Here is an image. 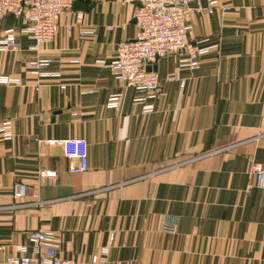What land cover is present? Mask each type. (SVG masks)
<instances>
[{
    "label": "crops",
    "instance_id": "obj_1",
    "mask_svg": "<svg viewBox=\"0 0 264 264\" xmlns=\"http://www.w3.org/2000/svg\"><path fill=\"white\" fill-rule=\"evenodd\" d=\"M121 2L77 0L50 45L33 51L22 38L17 51L0 52V76L24 82L0 84V125L12 121L15 134L0 137V264L36 230L54 232L59 256L76 264L105 249L109 264H263L264 190L249 168L264 163V0L192 18L190 39L217 49L196 71L179 66L180 54L150 67L168 96L149 115L110 69L119 43L137 33V5ZM76 12L94 38L80 36ZM14 27L0 22V38ZM37 59L54 60L61 79L25 75ZM119 92L120 109H107ZM68 139L89 144L84 174L69 172L55 143ZM41 171L56 176L40 182ZM16 184L27 187L23 200Z\"/></svg>",
    "mask_w": 264,
    "mask_h": 264
},
{
    "label": "built area",
    "instance_id": "obj_2",
    "mask_svg": "<svg viewBox=\"0 0 264 264\" xmlns=\"http://www.w3.org/2000/svg\"><path fill=\"white\" fill-rule=\"evenodd\" d=\"M77 0H0V22L9 16L20 21L21 28H11L0 38V52L17 51L22 38L31 42L30 50L39 51L50 45L60 31L62 17L74 11ZM122 5L136 4L133 17L137 26L135 39L123 41L117 47V53L110 64L113 77L126 89L134 90L138 95L134 103L141 105L143 115L155 111L154 101L166 98L159 75L149 70L158 61L171 55L180 54L179 66L190 71L200 67L201 59L217 45L208 44L209 40H191L190 20L194 17L226 14L231 9V0H122ZM84 14L75 13V26L80 28L82 38H94V30L83 28ZM73 26L68 28L72 32ZM55 63L52 59H37L28 63L25 75L36 76L40 80H59L60 71L50 70ZM72 61L71 64H79ZM168 82H179L185 86V80L172 75ZM0 84L4 86H23L20 77L0 76ZM66 88V85H62ZM92 93V92H88ZM124 94H112L106 108L119 110ZM13 122L0 125V137L4 142L13 140ZM63 147L64 156L69 162V172L74 175L84 174L89 170V144L85 139H68L55 142ZM219 151L212 152L211 155ZM258 188L264 190V163L253 162L249 168ZM56 173L41 171L39 180L54 177ZM27 195L24 184H16L13 188L15 200H23ZM176 224L167 222L165 232L176 231ZM30 246H18L17 255L9 256L1 264H76L72 260L59 256L60 244L54 232L36 230L29 236ZM109 251L105 249L91 264H109ZM264 264V256H263Z\"/></svg>",
    "mask_w": 264,
    "mask_h": 264
},
{
    "label": "trees",
    "instance_id": "obj_3",
    "mask_svg": "<svg viewBox=\"0 0 264 264\" xmlns=\"http://www.w3.org/2000/svg\"><path fill=\"white\" fill-rule=\"evenodd\" d=\"M8 18L12 19L15 22V27L14 28H21V23L20 21L16 20L12 16H9Z\"/></svg>",
    "mask_w": 264,
    "mask_h": 264
},
{
    "label": "water",
    "instance_id": "obj_4",
    "mask_svg": "<svg viewBox=\"0 0 264 264\" xmlns=\"http://www.w3.org/2000/svg\"><path fill=\"white\" fill-rule=\"evenodd\" d=\"M173 54H175V53H172V55H173ZM151 69H152V68H151ZM151 69H149V70H151Z\"/></svg>",
    "mask_w": 264,
    "mask_h": 264
}]
</instances>
